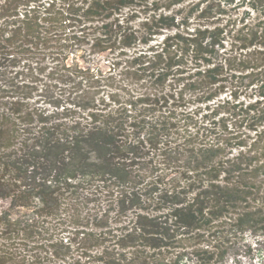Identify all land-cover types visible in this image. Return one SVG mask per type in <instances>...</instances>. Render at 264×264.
Listing matches in <instances>:
<instances>
[{
	"label": "trees",
	"instance_id": "obj_1",
	"mask_svg": "<svg viewBox=\"0 0 264 264\" xmlns=\"http://www.w3.org/2000/svg\"><path fill=\"white\" fill-rule=\"evenodd\" d=\"M264 264V0H0V264Z\"/></svg>",
	"mask_w": 264,
	"mask_h": 264
},
{
	"label": "rangeland",
	"instance_id": "obj_2",
	"mask_svg": "<svg viewBox=\"0 0 264 264\" xmlns=\"http://www.w3.org/2000/svg\"><path fill=\"white\" fill-rule=\"evenodd\" d=\"M229 264H234V263L229 262ZM239 264H249V262L247 260H241L239 261Z\"/></svg>",
	"mask_w": 264,
	"mask_h": 264
}]
</instances>
